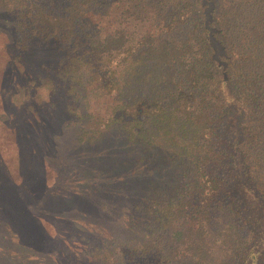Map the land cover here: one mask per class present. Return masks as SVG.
I'll use <instances>...</instances> for the list:
<instances>
[{
	"label": "trees",
	"instance_id": "obj_1",
	"mask_svg": "<svg viewBox=\"0 0 264 264\" xmlns=\"http://www.w3.org/2000/svg\"><path fill=\"white\" fill-rule=\"evenodd\" d=\"M0 4L13 17L0 93L33 110L0 112V253L10 239L14 260L0 264H45L49 243L92 239L81 220L105 228L100 191L128 203L127 235L82 242L74 264H264V0ZM63 145L64 166L81 169L61 190L42 153ZM94 162L119 171L99 182Z\"/></svg>",
	"mask_w": 264,
	"mask_h": 264
},
{
	"label": "rangeland",
	"instance_id": "obj_2",
	"mask_svg": "<svg viewBox=\"0 0 264 264\" xmlns=\"http://www.w3.org/2000/svg\"><path fill=\"white\" fill-rule=\"evenodd\" d=\"M12 15L10 13H7L3 7L0 4V42L1 46L4 44V47L6 49H9V40L12 36V31L10 29V27L12 26ZM4 27V28H3ZM2 52H3V46H2ZM26 102H22L20 106L16 105L14 102H12L11 100L9 101L4 92L0 93V112L5 111L8 115H10L9 118V122H12L11 120L13 119L12 116L15 117H24L26 115H29L33 110L31 108H27L26 107ZM37 104H34L35 107H37ZM40 110L42 113H46L49 110V102H46V100L44 101V103L41 104L40 106ZM49 131L51 133H58L59 135L63 136L61 137L63 141H65L68 144V138H73L75 137V133L74 132H66V130L64 129V127L59 126V124H57L54 120V124L51 125L49 128ZM10 135V131L4 127L0 125V140L5 138L6 136ZM51 142L54 141V138L50 139ZM58 141H60V139H58ZM115 143L116 145H119L121 147L122 150L125 151V148L123 146L122 143L116 142L115 138L113 137V135L110 137V139L107 141V146L111 145ZM73 144V143H72ZM71 144V145H72ZM75 145V144H74ZM101 146H98V148H100ZM47 151H50L51 148H45ZM67 150V147L63 146H59L57 147L53 153L50 152H46L43 151L42 154L44 155H49L47 157H50L51 161H52V165L53 167H51V175L54 176L55 178H52V180L55 182L54 185H57V187H60L61 190L66 189V174L68 172V174L70 175V173H77L78 175L80 173L76 172L75 170H80L81 168L79 167H72V166H64L65 164L63 163V158L65 157V152ZM72 153H74L76 156H78V159H74V161L71 163V165H75V162H81V153L84 152V147L80 146V145H76L75 148L73 150H71ZM127 152V150L125 151ZM51 155V156H50ZM90 157L92 158H96V155L90 152ZM94 164L97 165V167H99L103 173L104 176L102 174H100V178L104 177L103 179H101V181L99 182H110L109 177L110 175H112V173L117 172L119 170H117V168L115 169H111V168H107V167H103L102 163H95ZM93 165V164H92ZM131 165V164H130ZM124 167L127 169V166L124 165ZM53 171V172H52ZM72 183L71 185H83V182H77L78 180H73L72 179ZM99 195H101V198L98 201L99 206H103L101 207L102 210L106 213L110 212V216L106 215L104 218H101L102 220H104V227L105 228H96L92 222H90L89 225L85 226L81 220L82 223V227L85 228L88 231L94 232L96 235H94V237L92 239L87 238V241L95 243L98 242L99 245L104 246L109 245V247L114 246L116 244H118V239L119 237L124 236L126 233L123 230V226H124V218L125 217V212L127 210V206L128 203L125 202H119L117 200V195L115 193H109L107 191H100ZM122 206V207H121ZM107 207H110L109 209H107ZM124 207V208H123ZM65 211V207L63 208ZM59 210V209H58ZM70 212V211H69ZM65 213V212H64ZM112 215V217H111ZM110 220H112L113 222H110ZM127 235V234H126ZM62 239H64L63 243L66 244L67 246V242L65 241V236L62 237ZM66 239H68L72 244L71 247L66 251V250H62L63 247L61 245V240H58L56 243H49V246L47 248L44 247V249H47L48 251V255H38V257H40V260L42 261V263L45 264H50L48 262L47 259H45L46 257L50 258L53 260V263L51 264H74L77 260V253L80 252L81 248H85V249H89L87 248V246H84V244H82V242H87L86 240H82L79 236H72V237H68L66 236ZM0 243H1V234H0ZM9 244V247L12 248V240L10 241V239H6V241L3 244ZM41 247V246H40ZM10 248H5V251L9 254V255H5V254H1L0 253V261H6L9 263H13L14 260L12 259L13 253L12 250ZM57 251H56V250ZM9 251V252H8ZM27 252V251H25ZM69 259H66L68 258ZM76 259V260H75Z\"/></svg>",
	"mask_w": 264,
	"mask_h": 264
}]
</instances>
